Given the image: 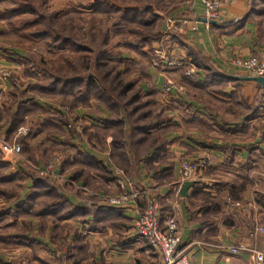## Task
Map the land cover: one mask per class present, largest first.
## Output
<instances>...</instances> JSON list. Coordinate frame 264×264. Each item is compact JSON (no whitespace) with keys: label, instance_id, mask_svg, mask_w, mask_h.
Masks as SVG:
<instances>
[{"label":"crops","instance_id":"0c3cea01","mask_svg":"<svg viewBox=\"0 0 264 264\" xmlns=\"http://www.w3.org/2000/svg\"><path fill=\"white\" fill-rule=\"evenodd\" d=\"M86 1L91 8L98 0ZM150 1L154 4H146L143 12L176 19L175 53L192 60L199 78L183 69L152 66L160 59L158 45L166 40L168 19L163 18L152 47L155 56L146 52V68L142 59L136 62L144 69L135 78L145 105L134 122L121 110L116 115L90 100L88 108L101 116L77 110L91 128L88 139H80L66 130L62 116L46 114L52 106L19 99L10 79L0 75L4 135L13 142L29 119L40 121L39 131L31 128L30 136L19 140L25 153L28 146L43 145L45 158L41 149L33 159L36 167L31 163L35 170L46 169L56 151L63 152L53 171H34L28 162L14 163L0 150V225L28 224L22 236L31 240L26 243L31 252L40 250L34 256L42 264H49L51 252L60 248L68 249L72 264H161L152 247L131 235L133 220L153 197L160 205L162 228L169 218L176 219L179 249L189 264H255L246 253H231L230 247L264 246V233L257 232L264 228V104L256 102L264 88L241 79L251 75L233 64L236 56L264 52L251 0L226 1L216 24L205 19L201 0ZM1 50L0 67L16 70L23 63L22 49ZM168 81L173 83L169 91ZM43 132L41 139L35 138ZM199 158L209 161L206 171L181 182L180 161ZM124 192L135 196L120 207L106 204L107 198Z\"/></svg>","mask_w":264,"mask_h":264},{"label":"rangeland","instance_id":"374dc122","mask_svg":"<svg viewBox=\"0 0 264 264\" xmlns=\"http://www.w3.org/2000/svg\"><path fill=\"white\" fill-rule=\"evenodd\" d=\"M252 1V17L258 25L259 37L264 44V0ZM88 2L89 1L84 2V0H0V51L6 47L8 49H22L25 52L23 55L24 57L22 58L23 63L19 64V68L17 67L18 69H12L15 73L11 69L4 68L6 71L11 72V78L9 79L13 86L12 91L13 89L16 91L19 99L24 98L33 103H35L36 100H39L44 104L52 106V112H46V114L62 116L65 119L64 126L67 127L66 130H70V133L72 134H77L78 138L83 140L88 139L87 137L89 136L91 128L89 130L86 127V121L78 114L77 110L82 108L85 109V114H88V116L95 113L97 116H101V113L96 111V108H88V105L90 106V101H81V103L78 104L75 102L74 97H64L60 93L59 88L53 89V92H47V90L45 92H40L34 87L37 85H40L41 87L49 86L52 79L59 77H84V79H87V75L94 76L96 73L92 72L90 67L96 59V56L99 58V50L102 51L106 49L105 52L112 55V58L118 60L124 57L130 62V64L122 65L121 63H118L117 60H113L114 62H111L109 65V75L105 78H98L99 81L97 85L92 88H87V81L84 80L83 82L78 83L79 87L77 86V88L82 89V93H97L100 97H98L99 99L96 98V101L94 100L96 103L93 101V104H95L96 107H98V104L108 107V105L111 104V101L118 107H115V111L109 108L110 112L117 115L118 111L121 110L124 115L128 116L130 110L133 107H137V103H139L137 100L130 102L132 97L138 92V87L140 86V80L135 78V72L139 73L138 75H141L144 70L141 71V69L146 68V65L144 64L146 58L138 52V48L140 45H143V50L154 57L155 52L152 48L153 43L160 38L158 25L166 18H169L168 16L160 17L153 14H147V17L153 18L154 21L152 25L145 27L141 19L144 20L149 18H141L145 13L142 8L146 4H154V1L150 0L96 1L95 5H111L112 8L118 9V11L109 14L105 11L96 14H89L90 5H88ZM21 5H25L27 9L21 13H17L16 16L12 15L11 11ZM126 9L127 12L125 13ZM135 10L136 13L138 12L137 14H134L135 20L130 21L129 17H127L128 21L124 23L121 16L126 15L127 13L130 16ZM55 14L56 17L53 18ZM40 16L47 18L51 17L52 21H50L49 24L46 22L44 23L40 20ZM34 22L37 23L34 24ZM13 29H18L19 31L14 32ZM32 29H37V31H42V29H44L55 33H61L64 36L66 35L77 40L83 48L82 50H74L72 48H66L64 50L60 49V51L59 49L49 50L44 42L28 39L29 31ZM130 30L133 32L135 31V33L131 35L129 32ZM107 35H109L107 38V44L103 45L102 40ZM157 55L158 52L156 56ZM139 59L143 60V65H141L142 68L136 63ZM11 65L16 66L17 63L13 62ZM28 66H30V68H27ZM152 66L155 67L154 64H152ZM126 67L127 70H125ZM124 70L126 72H123ZM121 82H124V84L134 83L133 87H131V92L127 93L124 98H121L118 94L121 88L118 85H120ZM257 98L258 101L256 102L264 104V90L261 91L260 89ZM243 112L245 113V111ZM42 114L44 115L45 113L42 112ZM138 115L139 114L137 113L131 116V119L130 117L128 119L131 122H134ZM39 122L40 121L36 119H29L28 124H24L17 129L16 139L13 142H11L10 139L4 135L2 129H0V150L4 152L3 155L12 157L14 163H19V165H23V163L27 164L28 162V166L33 168V164L36 167L33 159H37L36 154L40 152L39 150L42 149L43 145H35L34 148L28 146L26 148L27 155L19 140L22 137L25 138L30 136L31 128L39 131ZM69 125H71V127ZM25 131H27V134L23 135ZM45 132L41 133L43 135L40 136L39 134V137L35 138L41 139ZM18 144L21 147V151L20 153H15L12 148ZM25 145L28 144L26 143ZM34 149H38L36 150L37 152L32 151ZM51 149H55V147L51 146ZM42 151V159H44L46 153L44 154L43 149ZM61 153L56 151L50 159V163L46 169L35 170V168H33V170L53 171L54 167H56L55 165L58 163L60 164L59 160L61 158ZM25 157H27V160L30 162L27 161ZM198 160H200V158L192 161L197 162ZM1 168L2 167H0V171H3ZM0 195L2 194L0 193ZM28 227V224L23 225L21 223L7 224V222H5L0 225V264L43 263L41 257L39 260L38 257L34 256V252H37V249L34 252H31L30 247L26 246V243H30L31 240L24 238L22 235L27 231ZM132 237L135 238L133 235ZM64 249L66 248H60L56 251H62ZM39 251L40 250L38 249L37 253H39ZM54 252L52 251L50 258H48L49 264H55L57 262L56 258L54 259L53 257V255H55ZM41 254L42 252L40 255ZM62 259L67 261L66 257Z\"/></svg>","mask_w":264,"mask_h":264},{"label":"built area","instance_id":"2783aa9c","mask_svg":"<svg viewBox=\"0 0 264 264\" xmlns=\"http://www.w3.org/2000/svg\"><path fill=\"white\" fill-rule=\"evenodd\" d=\"M205 6L204 17L207 21L220 20L222 18V6L229 0H201ZM176 19H168L165 31L166 40H163L159 47V58L154 61L153 64L157 68L161 67H173L183 69L185 74L193 79L199 78V70L188 57H178L176 51L179 44L172 40L177 29ZM195 28V27H193ZM164 45V46H163ZM165 48H163V47ZM189 45L183 46V50L187 51ZM233 64L247 70L249 75L254 77H264V52L257 55H250L247 57L236 56L233 59ZM0 75L3 80H8L10 72L0 67ZM173 83L168 81L166 89L171 90ZM179 90H183L180 87ZM71 127V125H69ZM27 134V131L23 135ZM12 150L15 153H20L21 147L18 144L13 147ZM209 166V161L205 158H200L197 162L189 159H182L179 167V177L181 182L189 181L193 177H198L206 171ZM131 196L128 192L120 197H109L106 199V204L110 207H120ZM90 204V202H88ZM161 209L158 201L153 197L150 199L147 208L135 218L131 224V234L141 241L147 243L152 247L160 256L161 264H189V258L187 254L179 249L181 243L180 227L175 218H169L165 227L161 226ZM257 232L264 233V228H259ZM254 233L252 234V236ZM230 251L233 254L246 253L255 264H264V246L262 249L257 250L245 245H235L230 247ZM53 255L56 258L55 264H72L69 261H65L64 257H67L68 251L64 249L62 251H55Z\"/></svg>","mask_w":264,"mask_h":264},{"label":"trees","instance_id":"16d2710c","mask_svg":"<svg viewBox=\"0 0 264 264\" xmlns=\"http://www.w3.org/2000/svg\"><path fill=\"white\" fill-rule=\"evenodd\" d=\"M253 5V1L251 0V6ZM111 7V8H110ZM26 6L25 5H21L18 8H15L14 10L11 11L12 15L16 16L17 13H21L24 10H26ZM32 11V9H30ZM101 11H105L106 13H113L118 11V9L112 8V6H107L104 4H94L93 6H91V8L89 9V14H96L98 12ZM34 12V11H32ZM127 12V9L125 10V13ZM138 13V12H137ZM136 10L134 13H131L130 16L128 15V13L126 15L121 16L123 18L124 23H126V21H128L127 17H129L130 21L135 20L134 19V14H137ZM148 15L146 14V12L144 13V15L141 16V18H146ZM56 17V14L53 16V18ZM41 21H43L44 23L46 22L47 24H49L50 21H52L51 17L47 18V17H39ZM149 18V17H147ZM143 21V25L146 27L149 25L153 24V18H149V19H141ZM37 23V22H36ZM34 22V24H36ZM14 30V29H13ZM15 31H19L14 30ZM132 34L135 33V31L133 32L132 30L129 31ZM108 36L104 37V39L102 40L103 45L107 44L108 41ZM28 39H33V40H39L44 42L47 48H49V50H54V49H66V48H72L74 50H82L83 46L81 44H79L77 42V40L72 39L71 37L68 36H64L61 33H55L53 31H47L42 29V31H37V29H32L31 31H29L28 34ZM158 40V39H157ZM138 52L141 53L142 56L147 57L148 54L146 53V51L143 50V45H140V47L138 48ZM106 49L100 51L99 50V58L96 56V59L93 61L92 66L90 67V70L92 72H95L96 74L94 76L92 75H87V79H84V77H70V78H64V77H59L56 79H52L49 83V86H43L41 87L40 85H37L36 90L42 92V91H46L47 92L51 91L53 92V89L55 88H59L60 93L64 96V97H74L75 102H77L78 104L81 103V101H90V100H95L96 98L99 99L98 97H100L97 93H82V89L77 88V86L79 87L78 83L83 82L84 80L87 81L86 82V87L87 88H92L95 85L98 84L99 79L98 78H105L107 77V75H109L108 71H109V65L111 62L116 61L117 59L112 58V55H110L108 52H105ZM102 58V59H101ZM114 60V61H113ZM118 63L123 64H130V62L126 59V58H120L117 60ZM26 64V63H25ZM27 68H30V66H28ZM88 70V69H87ZM125 70H127V67L125 68ZM123 72H126V71ZM111 71V70H110ZM121 72V71H119ZM134 83H129V84H124V82H121L120 85H118L120 88V92L118 93L121 98L126 97L127 93H130L133 87ZM106 98V97H105ZM107 99V98H106ZM109 100V99H108ZM139 101V103H137V107H133L129 114H128V118L134 113H138L140 109L143 108V106L145 105L139 97L138 92H136V94L132 97V99L130 100V102H134V101ZM88 101V102H89ZM96 101V100H95ZM110 101V100H109ZM110 105H108V107L112 110L115 111V107L116 104H114V102L110 101ZM23 106V105H22ZM125 107V106H124ZM123 107V108H124ZM118 110V109H117ZM8 180H10V178H8ZM39 183H43V181H45L44 178H38ZM4 182V181H3ZM46 182V181H45ZM0 183H2L1 178H0Z\"/></svg>","mask_w":264,"mask_h":264},{"label":"water","instance_id":"95a60500","mask_svg":"<svg viewBox=\"0 0 264 264\" xmlns=\"http://www.w3.org/2000/svg\"><path fill=\"white\" fill-rule=\"evenodd\" d=\"M203 20L205 21V19H203ZM211 23L216 24L217 21L213 20V21H211ZM240 78L244 79V80H252V81L258 82L264 88V77L243 76Z\"/></svg>","mask_w":264,"mask_h":264}]
</instances>
